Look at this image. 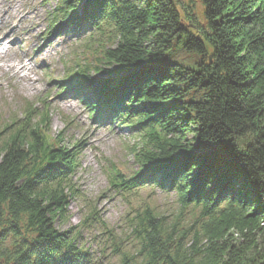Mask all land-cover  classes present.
<instances>
[{
    "label": "trees",
    "instance_id": "1",
    "mask_svg": "<svg viewBox=\"0 0 264 264\" xmlns=\"http://www.w3.org/2000/svg\"><path fill=\"white\" fill-rule=\"evenodd\" d=\"M49 29L96 49L60 93L138 136L137 171L112 165L110 188L180 211L132 207L116 230L90 206L59 230L80 150L26 102L0 126V264H93L85 230L120 264H264V0H57Z\"/></svg>",
    "mask_w": 264,
    "mask_h": 264
},
{
    "label": "rangeland",
    "instance_id": "2",
    "mask_svg": "<svg viewBox=\"0 0 264 264\" xmlns=\"http://www.w3.org/2000/svg\"><path fill=\"white\" fill-rule=\"evenodd\" d=\"M57 0H0V126L21 117L26 102L39 115L49 113L51 136L61 132L69 147L78 145L80 156L74 176L77 197L71 199L66 221L59 230L78 227L90 206H94L111 229H121L131 208L151 207L162 217L178 215L174 193L146 188L122 196L110 188L107 174L112 165L126 175L137 171L132 149L138 141L127 128L95 120L73 96L60 93V83L77 65L96 63V49L87 34L50 35V14ZM48 34V35H47ZM97 232L83 231L93 264H120L107 251L97 252L92 240Z\"/></svg>",
    "mask_w": 264,
    "mask_h": 264
},
{
    "label": "bare ground",
    "instance_id": "3",
    "mask_svg": "<svg viewBox=\"0 0 264 264\" xmlns=\"http://www.w3.org/2000/svg\"><path fill=\"white\" fill-rule=\"evenodd\" d=\"M0 46H1V42H0ZM1 48V47H0ZM9 52V49L4 50V52L2 53V55H6Z\"/></svg>",
    "mask_w": 264,
    "mask_h": 264
}]
</instances>
